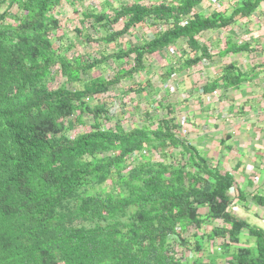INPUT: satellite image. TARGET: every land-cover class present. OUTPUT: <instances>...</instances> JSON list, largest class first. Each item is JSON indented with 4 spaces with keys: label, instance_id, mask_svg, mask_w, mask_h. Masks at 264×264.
Returning a JSON list of instances; mask_svg holds the SVG:
<instances>
[{
    "label": "trees",
    "instance_id": "trees-1",
    "mask_svg": "<svg viewBox=\"0 0 264 264\" xmlns=\"http://www.w3.org/2000/svg\"><path fill=\"white\" fill-rule=\"evenodd\" d=\"M62 1L0 0V264H264V229L232 211L230 175L185 147L169 121H162L165 131L129 128L103 99L142 69L146 53L180 38L197 44L196 36L217 24L215 13L197 14L202 0L134 3L112 16L91 11L87 16L103 26L98 32L123 21L121 30L106 33L111 41L151 17L166 29L145 45L87 60L54 47L59 22L51 12ZM248 1L237 10L244 16L259 3ZM130 54L128 70L85 74ZM55 73L64 81L52 88ZM86 123L89 129L72 137ZM177 146L192 154L195 170L168 161ZM210 221L220 223L196 237ZM245 231L253 241L242 239ZM205 252L225 261L206 260Z\"/></svg>",
    "mask_w": 264,
    "mask_h": 264
},
{
    "label": "crops",
    "instance_id": "crops-1",
    "mask_svg": "<svg viewBox=\"0 0 264 264\" xmlns=\"http://www.w3.org/2000/svg\"><path fill=\"white\" fill-rule=\"evenodd\" d=\"M162 1L178 3L179 0H104L105 7L101 10L93 7L92 10H79L82 2L72 0L68 4L80 19L75 33L82 35L85 20L92 19L91 27L93 30L96 28L97 40L92 34H86L83 40L107 45L113 43L115 49L108 53L113 54L145 45L156 38L159 31L165 30L166 24H161L154 17L147 18L111 41L107 40L106 33L121 30L123 21L109 26L108 31L98 32L103 26L98 28L96 20L87 14L105 10L112 16L113 10L121 6L134 3L156 5ZM247 2L250 1L202 0L195 12L210 18L215 13L217 24L197 35V44L189 43L188 38H180L163 50L146 53L142 69L114 86L115 89L103 99L114 100L110 95L114 92L116 98L124 101V107L128 105L124 121L133 122L130 128L147 126L150 130L162 128L165 131L163 120L172 126V121L184 122L189 131L185 147L198 153L223 177L230 175L233 188L229 194L234 198V204L239 206L238 215L252 226L264 229V206L258 203L259 200L264 201V0H259L255 10L244 16L237 10ZM97 34L101 37L98 38ZM73 43L68 44L72 47ZM81 55L87 60L95 56L73 53L72 57ZM197 57L199 59L196 60ZM133 59L134 54L121 60L113 58L101 68L109 63L113 72L107 77H111L119 68L130 69ZM90 72L87 71L88 74ZM167 82L173 91L163 87ZM213 90L218 94L207 101L206 96ZM175 124L179 130L181 124ZM169 149L175 164L179 161V167L195 170L196 167L189 165L192 154L186 152L184 146ZM200 210L203 214L206 208ZM219 223H207L201 230L204 233L205 228L210 229ZM247 238L253 241L244 232L242 239Z\"/></svg>",
    "mask_w": 264,
    "mask_h": 264
},
{
    "label": "rangeland",
    "instance_id": "rangeland-1",
    "mask_svg": "<svg viewBox=\"0 0 264 264\" xmlns=\"http://www.w3.org/2000/svg\"><path fill=\"white\" fill-rule=\"evenodd\" d=\"M71 0H63L61 2V5L56 7L51 13L52 15H54L56 17V19L58 20L59 22V28L57 30L54 31L55 33V37L54 38V47H58L60 46L61 48V51L63 52H67V55L70 57L73 53H83V54H87V56H90V55H95L93 53H97V54H100V53H103V54H108V53H111L114 51L115 47L113 45V43L111 44H104L103 42H95V41H91V42H86L85 40H83V37L86 35V34H92V37H95V27H94V30L92 29L91 27V23H92V19H87L85 20V24L82 25L83 26V30L82 31V35H79L75 33V29H76V26L79 24L78 20L79 19V16L75 15L74 13H72V6H70L68 4V2H70ZM101 0H85L84 2L82 3H79V4H83V5H79L78 6V9L80 10L81 8H84L85 10H92L91 8L93 7V9H97L99 8V10H101V8L105 7V3L103 2L104 0H102V3H100ZM86 2V3H85ZM163 2V1H162ZM101 4V6H100ZM99 5V7H97ZM12 11H14V9H11ZM105 11V10H104ZM103 11V12H104ZM106 12V11H105ZM81 29V28H79ZM56 36H60V37H56ZM64 36V38H63ZM96 39V37H95ZM97 40V39H96ZM70 42H74L73 46L71 47L70 45L72 44H68ZM112 64H114L113 62H110ZM113 72V68L109 66V63L107 65H105V67H100V68H96V69H93L91 70V72L88 74L87 73V77L88 78H94L96 76H105L107 77V75H111ZM86 74V73H85ZM55 78L56 80H54L53 82H51L49 84L50 87H57L62 81H64V78L60 76L59 73H55ZM88 78H82L81 79V82L84 83V81H87ZM125 84V82H123ZM78 87L81 86V84H78L77 85ZM118 95H119V91L116 90ZM111 96L114 97V100H109V99H105V101L107 102V107H109V110L112 114V116H114V119L115 120H118V118H122V123L124 125H129L132 126L134 124H132L129 120H127V122H125L124 120H126V117L124 116V111L126 110L127 106L125 105L124 101L119 97V98H116V95L113 93H110ZM115 95V96H114ZM124 98V96H123ZM125 101H128L125 99ZM110 104V105H109ZM92 117H87L85 118L86 121L88 123H91L92 122ZM120 118V119H121ZM104 126L106 128H108V124L105 123ZM130 128V127H129ZM89 129V126L88 124L86 123L85 125L83 126H79L77 127L75 130L71 131L70 134L73 136H75L76 134L80 133V132H83L84 130H88ZM147 128H144L143 131H146ZM149 132V131H147ZM160 157V155L156 154L154 155L152 158L154 160H156L158 157ZM163 156V155H162ZM169 156V155H168ZM158 158V159H159ZM204 233L202 232V234L207 235L208 232H209V228H205L204 229ZM246 232V231H245ZM208 240H206L207 242ZM217 245L214 244V248L217 249ZM205 256H203L206 260H209L211 259L212 257H216L215 260H220L221 262L225 261V259L223 257H220V256H216V254L214 253L213 256L211 255L210 257H208V253H204ZM197 256V254H196Z\"/></svg>",
    "mask_w": 264,
    "mask_h": 264
},
{
    "label": "built area",
    "instance_id": "built-area-1",
    "mask_svg": "<svg viewBox=\"0 0 264 264\" xmlns=\"http://www.w3.org/2000/svg\"><path fill=\"white\" fill-rule=\"evenodd\" d=\"M193 13H194V12H191V13L189 14V17H190V18L193 16ZM187 21H188V20L185 19L182 23H183V24H186ZM163 87H164V88H168V89H170L171 91L174 90L173 87L170 85V82L165 83V84L163 85ZM217 94H218V91H217V90H213L212 92H210V94H208V95L206 96V100L209 101V100L211 99L212 96H215V95H217ZM93 101H94L93 98H86V102H88V103H91V102H93ZM109 111H110V110H109ZM110 114H111V112H110ZM111 115H112V114H111ZM175 122L178 123V124H181L180 129L177 130V134H178V136H179V137H187V135L189 134V131H188V128L185 127V126L183 125L184 122H181L180 120L172 121V123H174V124H175ZM255 178H257V177H255ZM257 179H258V178H257ZM257 179H256V180H257ZM232 209H233V211H237V210H238V207L234 205V206H232Z\"/></svg>",
    "mask_w": 264,
    "mask_h": 264
},
{
    "label": "clouds",
    "instance_id": "clouds-1",
    "mask_svg": "<svg viewBox=\"0 0 264 264\" xmlns=\"http://www.w3.org/2000/svg\"><path fill=\"white\" fill-rule=\"evenodd\" d=\"M173 124V126H174V130H173V132H174V134L179 138V139H181V140H183L184 142H185V140H186V137H179L178 136V134H177V130H176V124H174V123H172ZM158 157V156H157ZM171 155L169 154V158H168V161L169 162H171L173 165H178V166H180L181 164H179V161L175 164V161L174 160H172L171 159ZM159 158V157H158ZM156 159L157 161H159V160H161V158H159V159ZM174 159V158H173ZM237 206V207H239L237 204H234V202L232 203V205H231V209H232V206ZM232 211H233V209H232ZM235 214H238V210L237 211H233ZM215 221H210L209 223H214ZM212 226H214V225H212ZM211 226V227H212ZM215 226H217V225H215ZM210 227V228H211ZM211 230V229H210ZM200 236H202V235H204V234H202V230L200 229ZM173 234H175V236H179L177 233H173ZM199 236V237H200ZM215 243L214 244H216L218 247H217V250H219L220 249V246H221V240H217V241H214Z\"/></svg>",
    "mask_w": 264,
    "mask_h": 264
}]
</instances>
